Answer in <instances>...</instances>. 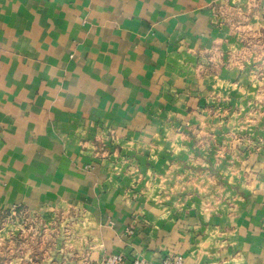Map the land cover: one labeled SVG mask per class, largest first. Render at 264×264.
Listing matches in <instances>:
<instances>
[{"label": "crops", "instance_id": "obj_1", "mask_svg": "<svg viewBox=\"0 0 264 264\" xmlns=\"http://www.w3.org/2000/svg\"><path fill=\"white\" fill-rule=\"evenodd\" d=\"M262 33L264 0H0V210L69 211L91 264H264Z\"/></svg>", "mask_w": 264, "mask_h": 264}, {"label": "rangeland", "instance_id": "obj_2", "mask_svg": "<svg viewBox=\"0 0 264 264\" xmlns=\"http://www.w3.org/2000/svg\"><path fill=\"white\" fill-rule=\"evenodd\" d=\"M261 35L264 37V33ZM71 214L62 210L46 213L17 207L1 209L0 264H91L87 258L82 261L80 254L67 252L71 246L74 249L79 238L73 232L75 225L76 230L79 227L78 220Z\"/></svg>", "mask_w": 264, "mask_h": 264}, {"label": "built area", "instance_id": "obj_3", "mask_svg": "<svg viewBox=\"0 0 264 264\" xmlns=\"http://www.w3.org/2000/svg\"><path fill=\"white\" fill-rule=\"evenodd\" d=\"M99 264H126L124 262V259L122 257V255H114L111 257H107L105 260L101 261ZM130 264H147L142 260H134L132 263ZM161 264H182V258L181 257H165Z\"/></svg>", "mask_w": 264, "mask_h": 264}]
</instances>
